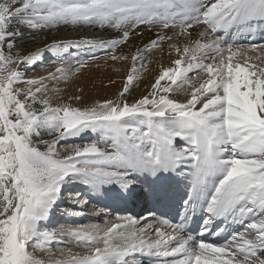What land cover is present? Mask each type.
Segmentation results:
<instances>
[{"label":"snow or ice","instance_id":"obj_1","mask_svg":"<svg viewBox=\"0 0 264 264\" xmlns=\"http://www.w3.org/2000/svg\"><path fill=\"white\" fill-rule=\"evenodd\" d=\"M81 22L128 30L118 40L54 41L27 55L13 52L17 25L38 29ZM261 23L264 0H215L200 7L194 0H0V264H125L124 258L137 252L153 258V264H264V45H237L238 34H251ZM156 24L179 32L158 33L146 48L160 49L172 41L169 50L179 58L175 67L160 72L149 95L131 105L123 96L138 78L133 73L137 60L144 59L140 49L132 56L120 99L82 108L54 106L47 95L45 81L66 78L70 66L28 80L19 71L20 65H35L46 51L86 45L115 52L132 29ZM200 24L204 31L191 39L189 29ZM233 27L237 35L231 42L217 34ZM168 93H183L186 102ZM86 130L110 137L112 149L93 142L59 151L61 140ZM42 132L54 138L42 140ZM177 138L186 140L187 147L177 149ZM226 145L234 151L230 159L222 158ZM185 163L193 167L194 179L178 223L160 219L138 228L139 221L129 216L104 226L41 230L66 180H80L95 191L118 185L117 195L126 199L137 195L140 176L151 178L149 192L159 204L168 195L165 173ZM130 171L137 179L129 178ZM146 195L139 193L140 198ZM198 204H206L208 213L201 236L217 217L232 216L246 225L245 231L219 245L197 241L188 228ZM59 235L73 237L86 250H62L54 258L48 245Z\"/></svg>","mask_w":264,"mask_h":264},{"label":"bare ground","instance_id":"obj_2","mask_svg":"<svg viewBox=\"0 0 264 264\" xmlns=\"http://www.w3.org/2000/svg\"><path fill=\"white\" fill-rule=\"evenodd\" d=\"M194 2L197 7H200L201 5L209 6L210 3L215 2V0H194ZM205 27L204 24H200L194 25L192 29H189L191 39H198V34L204 31ZM124 30L128 29L122 28L121 30H117L107 25L101 27L99 24H88L83 22L77 23L76 25L71 23H59L35 30L31 29L25 33L27 35L24 36L19 43H21L23 48L21 52L29 54L35 52L37 49L44 48L46 45H50L54 41H80L83 39L103 41L118 40L121 38ZM175 32H179L178 27L163 29L162 26L158 24L151 26L139 25L131 30L130 36L126 42L116 46L115 52H113L110 47L100 48L86 45H82L79 48L71 47L67 52L52 53L46 51L43 54H50L52 60L47 61L41 68L38 67L28 75L23 76V79L28 80L41 76L46 77L49 72H53L62 64L64 66H70V71L66 78L45 81L48 87L47 95L50 97L54 106L62 102L82 107L91 106L97 102L114 100L115 95L123 91L124 85L127 82L126 78L133 69L132 56L136 54L137 49H140L142 50L141 55L144 59L143 61L137 60L135 64L137 71L133 73L134 77L138 78H134L133 82L129 85V91L126 93L127 100L133 104L143 96L149 95L153 91L151 85L155 82L160 72L164 68L175 67L173 62L179 58L175 51L169 50V43L172 41L166 40L160 49L151 47L146 48V46H149L150 42L157 38L158 33H162L165 36H173ZM217 34L225 36V38L231 42L232 35H237V32L236 28L233 27L228 30L227 34H225L223 30H220ZM41 39L42 41L40 44L34 45L35 47L33 48H26L31 41H39ZM249 44L264 45V23H261L259 28L251 34L245 32L237 35V45L248 46ZM180 46H183V41H181ZM112 55L118 57L127 56L128 59L113 60L111 59ZM249 55L254 56L255 53H249ZM40 61L41 60L38 62ZM251 62L252 61H250V63ZM80 64L84 66L80 67V71L77 72L75 69L79 67ZM142 64L143 67L141 66ZM57 75L59 77L60 74ZM195 75L196 73L194 72L189 73L190 77H194ZM165 83V81L161 82L162 85ZM16 86L28 87V85L23 83H19ZM53 89H58L59 91H53ZM168 95L169 98L178 99L180 103L186 102V96L183 93H168ZM70 97L72 99H69ZM75 97H80V99L77 101ZM187 98H190V96ZM75 101H77V103ZM197 107H199V105H197ZM97 143L99 145V142ZM177 144V148L182 149L187 147L188 142L181 139ZM225 149L222 158L230 159L234 154L231 145H226ZM165 175L169 177V179L164 182L165 186L168 188V195L159 204L156 203L151 192H149L151 178L145 179L143 176H140L138 179L135 188L137 193L136 196H131L126 199L121 198L117 195V192L120 191L118 185H105L99 191L93 190L89 200L96 202L98 205L103 204L106 206L109 204L113 209L119 211L127 210V208L131 206V208H135L134 210L140 212L145 206H153L156 209H153L152 211L154 212L150 213L148 216H153L152 214H154V216H159L158 214H160L165 217L159 216V220L167 219L172 223H178L180 221V215L183 212V200L187 198V193L191 190L194 179V169L191 164L185 163L179 165L176 171L165 173ZM129 178L137 179V174L130 171ZM216 182L218 183V179ZM211 191H214V189L209 186V192ZM140 192L147 194V203L145 206H143L144 198H140L139 196ZM93 209L92 205H90L87 211L90 212ZM195 214L199 220L207 219L208 213L206 212V204H198ZM119 218L120 217H116L114 222L122 223L123 221H119ZM203 222H201L202 227ZM250 222L251 221H247L246 223ZM242 226L243 224L238 220H234L232 216H228L226 219L223 217L213 218L209 231L204 232L199 239L203 238L207 243L219 245L223 243L224 239H231L237 229ZM221 229H224V231L221 232ZM199 239H197V241ZM140 259L151 262L153 258L139 252L131 253L124 258L127 263H133L134 261L138 263ZM167 259L170 260L172 257H168Z\"/></svg>","mask_w":264,"mask_h":264},{"label":"rangeland","instance_id":"obj_3","mask_svg":"<svg viewBox=\"0 0 264 264\" xmlns=\"http://www.w3.org/2000/svg\"><path fill=\"white\" fill-rule=\"evenodd\" d=\"M68 2H72V0H68ZM13 24L16 25V21H13ZM17 27L19 28V36L15 40L16 47L13 49V52H19L21 55H27L28 53L21 52L23 48L21 46V43H19V41L22 40L23 37L27 35L25 33L31 29L24 25H17ZM41 41L42 39L39 41L33 40L30 42L29 45H27L26 48L27 49L28 47L33 48L35 47L34 45L40 44ZM39 60L41 61L38 62ZM39 60L37 61L35 65H32V66L20 65L19 71L24 73V76L28 75L30 72H32L36 68L38 67L41 68L42 65L45 64L47 61L52 60V56L50 54H43V56ZM20 87L25 88L22 86ZM119 93L115 95L114 100L120 99L118 95ZM123 98L129 105L132 104L127 100L126 93L124 94ZM21 99H23V97H21ZM77 101L75 102L77 103ZM58 104H61V103H58ZM63 104H68V103H63ZM72 106L82 108V106H77V105H72ZM36 107H40V105L37 104ZM54 135H55L54 133L50 135L47 132H42L40 139L51 140L54 138ZM179 140H181V138L179 139L177 138L174 141V145L176 148L178 147L177 142ZM93 142H96V143L99 142V146L106 150L112 149V141L110 137H104L102 139L101 133L99 132L94 133L91 130H86L85 132L81 133V135L78 137H68V138H65L64 140H61L58 147H59V151L61 153H64L66 150H70L73 145H83L85 143L90 144ZM40 148L41 150H44V146L42 144L40 145ZM92 193H93V190L89 186L81 182L80 180H66L65 184L62 186V194L60 195L56 205L51 210L48 219L41 222V230L58 229L61 226H65V227H68V226L78 227V226H90V225L104 226L106 224L110 225L111 223H116L114 222V219L116 217L122 218V217H129V216L135 217L139 221L137 225L138 228H145L146 226L150 224H153V225L154 223L156 224V222L159 221V218H158L159 216L165 217L160 214H158L159 216H154V218L153 216H148L150 213H153L154 211L152 210L156 208L153 206H147V207L145 206L147 203L146 197L144 198V203H143L144 204L143 206L145 207L142 211L138 212V210H134L135 208L133 209L131 208V206L128 207L127 210L119 211V210L113 209L111 205L109 204H107L108 206L107 205L105 206L103 204L98 205L96 202L90 201L89 200L91 198L90 194ZM75 194H79V196H78V199L74 201L70 197L75 196ZM90 205H92L94 209L88 212L87 210ZM119 221H122V220H119ZM245 226L246 225L243 224L241 228L237 229L236 233L245 231ZM151 235L155 236V233L153 232ZM56 239L53 240L48 245V248L51 250V252L55 254L54 258H60L59 253L62 250L72 249L74 252H81V253L86 250L82 244H80L77 240H75L71 236L59 235L56 237ZM229 240L230 239L224 241L223 243H226ZM100 246H102V244ZM38 255H44V254L38 253ZM125 264H153V259L151 262H148L144 259H140L138 263L134 261L133 263L125 262Z\"/></svg>","mask_w":264,"mask_h":264}]
</instances>
